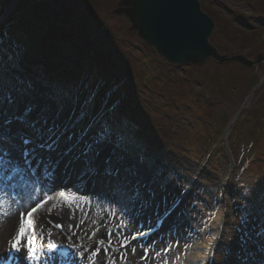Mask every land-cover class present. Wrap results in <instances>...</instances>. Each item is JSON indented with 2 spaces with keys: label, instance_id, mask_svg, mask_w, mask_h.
Returning a JSON list of instances; mask_svg holds the SVG:
<instances>
[{
  "label": "rangeland",
  "instance_id": "rangeland-1",
  "mask_svg": "<svg viewBox=\"0 0 264 264\" xmlns=\"http://www.w3.org/2000/svg\"><path fill=\"white\" fill-rule=\"evenodd\" d=\"M17 1L0 0V18L12 20L9 28L7 27L3 31V36H0L3 40L5 56L10 50L21 51L27 64L33 69L40 63L38 59L47 62L54 58L57 60L52 73L55 80L95 85L99 88L98 100L106 91L111 90L118 95L119 102L128 101L126 88L127 83L132 79L140 86L137 93L141 97H137L136 100L141 106L148 107L150 104L156 109L150 111L152 123L160 117V111L164 110L178 115L181 110L189 108L196 114L193 116L191 112L190 116L191 113H189L190 123H181V126L179 123L178 128L175 127V135L172 133L168 135L170 142L166 144L165 152H170L169 164L166 165L163 161L164 153L155 154L166 174L175 183L169 185L166 190H156L151 206L144 210L151 215L150 222L170 204L179 192L187 190L189 194L184 204L175 213L176 215L166 222L153 245H156L160 252L168 242H171L174 247L178 244L180 258L184 249L191 245V242L185 243L183 240L191 234V226H196L199 229L198 242L196 248L191 250V264H209L210 251L215 253L212 264H221V252L225 247L230 249V254L224 258V264H241L240 258L246 255L245 249L254 248L251 241L242 246V237L245 232H253L254 225L261 224L259 216L255 219L249 218L245 224L240 223V219L243 187L250 186L259 180L256 183V195L264 194V126L262 125L264 107L262 109L259 107L264 104V71L259 70L254 73L255 78L251 82L236 83L239 88L230 90L228 96L220 100L221 103L218 102L214 106L211 105L212 103L201 106L196 103L199 99L198 95L189 98L185 92L187 85L182 87L171 80L170 76L153 70L146 71L152 57L149 53L142 52L139 46L132 47L131 42L121 43V39L103 32L106 20L113 29H116L117 17L113 14L108 15L101 7L100 0H87L89 3L87 5L93 7L92 12L85 7L86 4H83L85 0H19L22 3L21 10L19 6H16ZM261 4H264V0H228L229 9L215 7L216 2L212 7L217 8L220 20L222 18L235 20L236 28L242 29L244 34H249L248 36H253L252 40H256L252 50L246 51V55L250 58L254 57L256 47L264 52V42H262L264 37H261L258 42V33L264 34V26L256 22V16L261 12ZM8 7L10 9L7 11ZM239 16L245 17L243 24ZM100 22L102 25L99 24ZM227 26L221 24L218 36L211 41L219 47L220 52L235 54L239 52L241 42L235 36L231 38H237V40L234 42L229 40L230 31L228 32ZM12 29L21 34L20 37L13 33ZM238 29L231 30L237 35ZM250 29L253 32L250 33ZM16 43L19 47L12 45ZM41 56L44 59L40 58ZM236 65L234 63L222 65L220 71L222 74L235 73ZM172 67H176L178 74L189 70L187 65H172ZM43 69L41 66L39 71L42 72ZM144 73L145 78H143ZM174 74H176L175 71ZM258 75L262 79L259 87L256 86ZM150 92H154V96H157H152L155 100H148ZM250 93L252 95L248 99ZM162 98L169 99L171 102H164ZM179 100H181L180 103ZM143 102L146 104L143 105ZM156 104L161 106L159 105L158 108ZM175 104L178 106L177 109ZM138 110L134 107L127 111L134 116ZM245 111L248 113L242 116ZM237 113L239 115L236 117ZM240 116L242 119L238 121ZM152 123L148 124L152 126ZM255 126H257L256 129H254ZM145 133H148V130ZM63 146L62 143L61 147ZM218 147V153L214 154ZM212 154L214 163L211 170L208 168L206 175L208 181L204 179L200 181V174ZM181 161H185L187 172L179 171ZM234 177H236L234 182H231ZM225 178H228L226 185ZM198 185L201 190H194ZM100 192H102L101 186L97 189V193ZM165 200L168 204H165ZM55 222L65 224L66 220L62 216H54L49 220L51 229L54 228ZM208 223L212 224L211 231H209L211 224L207 225ZM170 228L171 231H169ZM140 231L139 228H135L127 232L119 239L120 243L122 239H129L132 234ZM229 238H231L230 242L224 244L223 241H229ZM62 240L71 242L69 238ZM133 248L144 257L145 249H147L146 260H137ZM128 252L133 257L135 262L133 264L157 263L154 250H149L148 246L133 244ZM149 259L152 261L149 262Z\"/></svg>",
  "mask_w": 264,
  "mask_h": 264
},
{
  "label": "snow or ice",
  "instance_id": "snow-or-ice-1",
  "mask_svg": "<svg viewBox=\"0 0 264 264\" xmlns=\"http://www.w3.org/2000/svg\"><path fill=\"white\" fill-rule=\"evenodd\" d=\"M2 45L0 37V117H3L0 119V177L9 169L11 173L22 171L19 163L10 158L11 149L17 147L16 140L19 139L23 146V162L28 165L25 171L33 178L37 193L53 190L49 185H54L56 171L63 162L65 170L71 169L76 175L74 191L82 192L89 185H100L105 199L114 204L125 202V207L131 205L132 212L136 213L135 218H138L151 206L157 189L163 191L175 183L133 127L134 121L122 109L115 92L108 90L98 100L99 88L95 85L51 79L46 73L31 68L21 51L10 50L5 56ZM5 100L9 105L15 103L17 107H23L8 115L4 108ZM14 121L23 128L12 133L11 125ZM44 153H56L57 159L53 160L51 155L45 156ZM258 182L259 180L242 189L240 223L245 224L249 218L259 216L261 224L254 225L253 232L244 233L242 246L251 241L254 248L245 249L246 255L240 258L241 264H249V260L251 264H264V194L256 195ZM61 195H64L63 191ZM80 198L85 199L83 195ZM49 199L51 197L46 195L36 203L28 211L27 219L21 213L19 228L9 241V261L14 259L13 253L21 252L22 248L27 249L26 258L29 261L36 258L32 247L36 237L29 231L31 218ZM65 199L69 201V197L66 196ZM165 204H168L167 200ZM178 206L174 199L164 215H158L156 227L162 225ZM92 223L95 224L96 221ZM123 223L121 221L117 227ZM55 226L62 227L60 224ZM72 227L69 225V228ZM92 235H95V231ZM108 235L111 236L112 232L109 231ZM136 235L143 236L145 233L140 231L131 238L135 239ZM230 239L223 243L227 244ZM22 240L25 243L22 244ZM128 242L127 238L122 239L120 247L123 248ZM97 243L103 244L104 241ZM108 243L111 245V239ZM47 247L51 251L57 245L53 242ZM99 251L97 247L91 256L95 257ZM104 252L107 254L108 249ZM83 254L78 253L80 256ZM229 254L230 249L225 247L221 252V264H224V258ZM146 256L147 249L142 259ZM123 258L121 255V259ZM214 259L215 253L210 251L209 264Z\"/></svg>",
  "mask_w": 264,
  "mask_h": 264
},
{
  "label": "bare ground",
  "instance_id": "bare-ground-1",
  "mask_svg": "<svg viewBox=\"0 0 264 264\" xmlns=\"http://www.w3.org/2000/svg\"><path fill=\"white\" fill-rule=\"evenodd\" d=\"M22 107L23 105L12 107L11 114L14 110H21ZM7 114L9 115V113ZM12 125L17 127L14 124ZM19 126L22 125L19 124ZM16 145V148L11 149L10 158L19 163L22 171L11 173L9 169L0 177V264H5L6 261L8 264H34L33 259L29 261L26 258V248H22L19 253H13L14 259L9 261V241L13 239L19 228L21 213L24 216L27 215L28 211L45 197L40 196L43 190L38 193L36 192L33 179L25 171L27 167L24 166V158H22L21 154L23 146L20 144L19 139L16 140ZM5 147H8V145L5 144ZM61 191L64 192V195H61ZM82 195L85 199L80 198ZM54 196V200H48L32 217L37 225L36 236L40 240H42L41 236L44 235L46 238L49 234L62 239L69 238V241L75 246L76 254L78 255V253L83 252L84 254L81 257L90 264H113V262L114 264L135 263L133 257L128 254L130 245L121 248L119 239L127 232L137 228L138 225L148 223L150 220L148 214L143 213L135 219L130 216H123L118 212L114 203L103 197L102 192L96 195L93 193L87 194V192L75 195L71 191L61 188L54 191ZM66 196L69 197V201H66ZM49 209H51V212H49ZM54 216L65 218L66 223L63 230L51 229L49 220ZM81 221L83 223H80ZM93 221H96V223L93 224ZM121 221L124 223L118 228L117 225H120ZM78 224L79 227H76ZM69 225L73 227L69 228ZM94 231L95 235L93 236L92 233ZM109 231L112 232L111 236L108 235ZM109 239L112 241L111 245L108 243ZM100 240H103L104 243L98 244L97 241ZM184 240L190 241L192 245L187 248L186 255L181 261L178 258L179 245L176 246L175 256L172 258L174 264L191 263L189 254H191V250L196 248L198 237L191 235L187 236ZM21 243H25V240H22ZM97 247L100 251L95 257H92L91 253ZM105 249H108L107 254L104 252ZM153 249L155 248L153 247ZM38 252L40 257H43L40 250ZM133 253H135L137 260H146V258L142 259L144 256L138 250L135 249ZM121 255H123V259H121ZM154 255H156L157 264H163V258L157 249ZM151 261L152 259H149V262ZM43 264H53V260L45 257Z\"/></svg>",
  "mask_w": 264,
  "mask_h": 264
},
{
  "label": "trees",
  "instance_id": "trees-1",
  "mask_svg": "<svg viewBox=\"0 0 264 264\" xmlns=\"http://www.w3.org/2000/svg\"><path fill=\"white\" fill-rule=\"evenodd\" d=\"M215 2L217 5L215 7H218V8L221 7V8L229 9L228 8V0H201L203 10L206 11L208 14H210L216 22V29L213 32L211 40L214 41V39H216V37L218 36L221 24H223L224 26L228 25L227 26L228 32L230 31V39L229 40L231 42H234L238 38V40L241 42L239 44L240 47L238 48L239 52L244 51V50H252L253 45L256 44V40H252L253 36L250 37V36H248L249 34H244L243 33L244 31L242 29L236 28L235 20H231V19L228 20L227 18H222L220 20L218 18V14H217V10H216L217 8H212V7H214ZM113 3H114V0H100L101 7L104 8V11L108 15L112 14L111 13V10H112L111 7H112ZM83 4L84 5L86 4L85 7H87V9L90 12H92L93 7H91L90 5H87V4H89L87 2V0H85V3L83 2ZM213 9H215V10H213ZM261 12H262L261 15L264 16V10L263 9H261ZM239 20H241L242 24H243L245 17L239 16ZM11 22H12V20L9 19L6 23V25H4L2 28H0V36H3V31L7 27L9 28V25L11 24ZM257 22L264 25V22L261 20V18H259ZM99 24H101V22ZM116 24H117L116 29H113L110 26V24H108V22L106 20L104 23V31L103 32L106 34H112L115 38L121 39V43L122 42H125V43L131 42L132 47L137 48V46H139V48L142 52L149 53L152 57H151V61L149 63L150 67L147 69V71L153 70L154 72L162 73L164 75L170 76L171 80L176 81L178 84L182 85V87L187 85V91H185V92L187 93L189 98L190 97L193 98V97H196V95H198L199 99L196 100V103L200 104L201 106H203V104H208V103H212L211 105H213V106L216 105L218 102H220V100L222 98H226L228 96L230 90H236L237 88H239L236 86V83H238L239 81L240 82H242V81L243 82H251L252 79L255 78V75L252 73V69H249V68L242 66L240 64H237L235 66V68H236L235 73H228V74L224 73V74H222L220 71L222 69V67L215 65L211 61H209L207 64H205L204 66H201V67H192V68L189 67V70L184 71L181 74H178L177 70L175 69L176 67L166 65L162 61V59L157 56V54L153 51V49L149 45L140 41L136 37L135 34L130 33L127 30L126 23L123 20H121L120 18L117 17ZM233 28L238 29V30H236L237 35L235 34L236 32L231 30ZM11 31L13 33L19 35V37H20L21 34H18V32H16V30L12 29ZM19 31H21V30H19ZM232 36L233 37L235 36L237 38L232 39L231 38ZM31 40H32V38H31ZM133 41H135V42H133ZM9 42H10V40H9ZM12 45H14L15 47H19L18 43L12 44ZM256 49L257 48H255V50ZM40 58H43V56H41ZM36 61H37V59H36ZM38 61H40V63L37 64V66L34 67V69L39 71L41 66H42V68H44L42 73H46L49 78L54 79L52 73L54 72L55 65L57 64V60L52 58V61L48 60L47 62H43L41 59H38ZM262 67L263 66H261V68ZM174 71L176 72V74H174ZM144 72H145V70H144ZM143 78H145V73L143 74ZM134 82L135 81H132V79H131V81H129L127 83L126 96L128 95V101L123 102L121 100L120 101L121 107L134 121L133 127L135 129H137L139 135L143 138L144 141H146V143L148 144L150 149L154 152V154L161 153V152H162V154L164 153L163 161L167 165L170 163V160H171V157L169 155L170 152H168V153L165 152L166 151L165 149L167 148L166 144H168L170 142L169 141L170 137H168V135H170V133L175 135V132H176V129L178 128L179 123H180V126H181V123H184V124H185V122L190 123V121H191L190 116L192 115L193 111H191L189 108H186V109L181 110L180 113H178V115L173 114V113H169L166 110H164L162 112L160 111V114H161L160 117L155 120V123H152L150 111H155L156 109H154L153 105H150V104L148 105V107H144V106L140 105L138 100H136L137 97L138 98L141 97V95L139 93H137V90L140 86H138V84H137L138 82H135V83ZM183 92H184V90H183ZM152 96H154V92H150V98H148L149 101L155 100V99H153ZM161 97H163V96H161ZM158 98H160V97L158 96ZM163 100H164V102H167V103L171 102L169 99H166V98H164ZM180 102H181V100H179V103ZM142 104L145 105L146 103L143 102ZM159 105L157 106V104H156V106L158 108H159ZM134 107H137L139 110H138V112H136V114H134V116H132L131 113L127 110L134 108ZM176 107L178 108V106L175 104V109H177ZM188 107H190V106H188ZM259 107H261V109H262L264 107V104H262ZM144 113H147V114L143 115ZM189 113H191L190 116L188 115ZM247 113H248V111L243 112L242 116L247 114ZM194 115H196V114L193 113V116ZM242 116L239 117L238 121H241ZM148 123H152V126H150ZM262 125L264 126V120H263ZM175 127H176V129H175ZM256 128H257V126L254 127V129H256ZM146 130H148V133H145ZM149 131H151V132H149ZM141 133H142V135H141ZM218 151H219V148L214 152V154L215 153L217 154ZM213 157H214V155L212 154L210 156V159L208 160V163L206 164V166L202 170V173L200 175L201 176L200 181H202L203 179L205 181H208V179H206V177H207L206 175H207L208 168L210 170L212 169V166L214 163V161H212ZM180 163H182V164L181 165L179 164L178 169H181L179 171H185V164H184L185 161H181ZM185 172H187V171H185ZM236 177H234L233 181L231 180V182H234ZM204 186H206V185H204ZM207 189H209V187ZM199 190H201V188L198 189L197 191H199ZM235 195H237V193Z\"/></svg>",
  "mask_w": 264,
  "mask_h": 264
},
{
  "label": "water",
  "instance_id": "water-1",
  "mask_svg": "<svg viewBox=\"0 0 264 264\" xmlns=\"http://www.w3.org/2000/svg\"><path fill=\"white\" fill-rule=\"evenodd\" d=\"M112 14L167 64L202 66L211 60L217 65L237 62L253 67L264 62L261 53L255 60L245 53H220L209 40L215 22L199 0H115Z\"/></svg>",
  "mask_w": 264,
  "mask_h": 264
},
{
  "label": "flooded vegetation",
  "instance_id": "flooded-vegetation-1",
  "mask_svg": "<svg viewBox=\"0 0 264 264\" xmlns=\"http://www.w3.org/2000/svg\"><path fill=\"white\" fill-rule=\"evenodd\" d=\"M263 10H264V4H263V8H262ZM263 22H264V17H263V20H262ZM250 32H251V29L249 30ZM258 52H256L255 53V55H254V57L253 58H255V56H256V54H257ZM263 54H264V52H262Z\"/></svg>",
  "mask_w": 264,
  "mask_h": 264
}]
</instances>
